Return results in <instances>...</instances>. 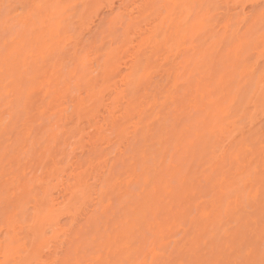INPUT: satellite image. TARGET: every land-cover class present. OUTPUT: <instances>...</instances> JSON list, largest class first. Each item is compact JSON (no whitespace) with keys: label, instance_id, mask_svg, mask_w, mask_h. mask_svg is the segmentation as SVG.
<instances>
[{"label":"rangeland","instance_id":"374dc122","mask_svg":"<svg viewBox=\"0 0 264 264\" xmlns=\"http://www.w3.org/2000/svg\"><path fill=\"white\" fill-rule=\"evenodd\" d=\"M25 1L0 0V259L5 258L3 245L10 232L5 215L8 200L14 202L21 221L32 219L39 200L42 212L55 209L52 218L41 220L46 225L40 228V236L33 232L29 238V243L39 242L35 258L40 260L63 256L78 233L110 236L123 249L116 258L148 261L178 256L180 247L193 237L205 235L218 242L236 223L231 211L238 195L243 202L247 184L245 163L235 159L234 149L248 138L258 140L264 127L258 109L254 118L245 112V90L260 74L259 50L254 51L251 65L229 60L238 27L236 12L229 20L224 10L206 9L207 16L215 17L211 24L192 20L183 25L171 13L165 28L178 27L179 32L173 33L171 27L167 42L140 47L138 40L145 37L146 29L161 21L152 18L150 25L142 21L127 28L128 16L137 18L141 0H125L120 9L122 0H112L115 15L109 11V0ZM28 2L103 7L76 10L74 15L83 14L84 19L74 18L68 31L61 25L65 17L58 13L54 21L28 19ZM239 19L243 22L242 14ZM6 35L17 37L25 46L21 51L28 53L26 64L16 61L20 66L15 72L25 88L16 92L13 85L10 96L5 89ZM139 51L142 66L134 78L147 64L150 70L135 92L128 86L119 88L128 71L126 62ZM110 54L118 64L111 66L115 73L108 80L102 70ZM122 90L125 95L119 97ZM128 104L133 108L127 109ZM109 112L115 115L116 125L110 122ZM6 130L12 136L11 146ZM9 161V173L20 180L6 184ZM258 165L257 155L254 166ZM248 187L257 195L258 177L254 187ZM80 189H85L83 194L77 192ZM246 212L258 222V198ZM258 231L257 227V237ZM161 237L163 256L156 255L149 243L156 238L155 247L160 248ZM49 239L50 253L43 247Z\"/></svg>","mask_w":264,"mask_h":264},{"label":"snow or ice","instance_id":"6c2138e0","mask_svg":"<svg viewBox=\"0 0 264 264\" xmlns=\"http://www.w3.org/2000/svg\"><path fill=\"white\" fill-rule=\"evenodd\" d=\"M31 9L28 19L45 21L48 19L56 20L57 13L65 19L61 20L62 27L70 31L71 21L75 18L83 20L81 14L76 17V10H95L103 5L100 4H63V3H43L37 2L28 5ZM138 7H150L161 10L171 11L179 18L181 25L195 20L198 23H212L215 19L213 16H207L205 10L221 9L225 11L229 20L233 19L231 13L236 12V23L238 27L234 29L233 39L230 44L229 60L234 64L237 61H242L244 64L251 65L254 62V51L259 50L261 57V67L258 80L253 78L249 81V87L245 91L248 96V103L245 105V112L250 113L254 118L257 109L260 115L264 118V0H259V3L245 5H205L188 2H175L166 4L138 5ZM5 8H11L10 5H5ZM241 9L243 12L241 13ZM69 11L73 12V16H68ZM243 16V22L239 17ZM67 21V22H66ZM259 25L257 30L256 25ZM7 26V25H6ZM25 46L20 43L17 37L5 39V78H6V95L13 94L12 86L15 85V91L20 92L25 88L23 79H16L15 72L21 64H26L28 53L22 52ZM234 51V57L232 55ZM76 53H73L75 56ZM252 72L254 74L255 68ZM241 89H237L240 91ZM5 135L9 142L12 143V136L5 131ZM235 159L245 163V172L247 176V184L244 186V198L241 202L239 195L237 196V205L233 209V215L236 217V223L231 230H226L217 242L215 237L207 238L205 235L193 237L187 241L179 249V254L176 257L171 255L163 259L153 258L151 261L146 259H131V258H116L120 256L123 249L116 247L110 236L100 234L78 233L71 239L66 252L63 256H58L55 260H40L35 258L38 249V241L29 238L33 232H38L42 227V222L39 219V214L33 215L32 219L25 218L23 221L19 219V214L16 211L14 202L11 200L5 203V215L9 223L13 226L19 224L20 227H13L9 236L4 241V256L0 260V264H264V127L261 128V133L258 138H248L241 141L234 149ZM259 157V165H255V160ZM8 153L6 152L5 159L7 160ZM11 165L9 161L5 165L4 178L5 182L9 180L16 182L20 177L9 173L8 168ZM259 179L260 191L257 195H253L248 185L254 187L256 179ZM85 195H89L85 193ZM257 198L260 204L259 220L247 214L246 210L251 209ZM231 208V204L229 205ZM258 227V237H257ZM27 233V235H26ZM47 235V234H46ZM156 248L157 239L150 240V246L153 247L156 255L163 256L164 248ZM52 246L51 239L43 244L44 248Z\"/></svg>","mask_w":264,"mask_h":264},{"label":"bare ground","instance_id":"6f19581e","mask_svg":"<svg viewBox=\"0 0 264 264\" xmlns=\"http://www.w3.org/2000/svg\"><path fill=\"white\" fill-rule=\"evenodd\" d=\"M24 1V0H23ZM26 1H28V0H26ZM25 1V2H26ZM31 1V0H30ZM38 1V0H37ZM94 1V0H93ZM124 1L125 0H122L121 1V5L120 6H118V8L120 9V8H123V4H124ZM165 1V0H164ZM159 2H160V0H141L140 1V4L139 5H152V4H159ZM175 2H188L187 0H173V2H171V3H175ZM162 3V2H161ZM188 3H190V2H188ZM165 4V3H164ZM28 5H31V3L30 2H28ZM108 7H109V11L111 12V14H113V15H115L114 13H115V11H116V7H115V2H113L112 0H109L108 1ZM27 10V9H26ZM25 10V11H26ZM136 10H137V18H131V16L129 15L128 17H129V20H127L128 21V29H131V28H134V27H137L139 24V22H142V21H145V22H143V23H147V25H150L151 23V19L152 18H154V19H157L158 18V20H159V18L161 19V21L158 23V24H156V25H154L153 27H151V28H147L146 30L147 31H145V33H146V35H145V37H140V40H138L139 41V43L137 44V45H140V47H141V45H148L147 43H152V44H149V45H155V47H157V46H159V45H162L163 43H165V42H167V40H168V38L171 36V35H169L170 33H169V29L172 27H170L168 30H166V28H165V24H166V20L168 19V17H169V15L172 13L171 11H168V10H164V13H161V9H155V8H150V7H136ZM30 11H31V9L30 8H28V14H30ZM175 15V14H174ZM121 16H123V14H121ZM164 16V17H163ZM161 17H163V18H161ZM177 17V16H176ZM122 18V17H121ZM140 20V21H139ZM138 24V25H137ZM179 24V23H178ZM174 25V24H173ZM177 25V24H176ZM176 25H174V26H176ZM173 28V27H172ZM173 33H178L179 31H178V27H174L173 28ZM172 33V34H173ZM77 54V53H76ZM140 54H141V52L139 51L138 53H136V55H134L132 58L133 59H131V61L130 62H126L127 63V73L125 74V76H124V82L119 86V88L121 87V86H128V88L129 89H134V92H135V90H137L138 89V87H139V85H140V83H141V81L143 80V78H144V76L147 74V72H148V70H150L149 69V65L147 64L144 68H142V72H141V75L140 76H138L137 74H136V79L134 78V73H138L139 71H140V69H141V57H140ZM75 56H77V55H75ZM108 56H109V54H108ZM112 55L110 54V57H111ZM83 57V56H82ZM108 58L107 57V59H106V63L107 62H109V68H108V66H105V65H108V63L106 64V63H104L103 65V67H104V69L102 70L103 71V74H105V72H106V74H105V76L107 75L108 76V80H109V77L113 74V73H115V71H113L112 70V67L111 66H115V63H117V61L116 60H114V58L116 57V56H114V58L113 57H111V58ZM84 58V57H83ZM80 60H81V58H80ZM84 60V59H83ZM83 60H82V62H83ZM78 61H79V59H78ZM83 63H85V62H83ZM86 63H88V62H86ZM81 65H82V63H80ZM118 64V63H117ZM141 65V66H140ZM117 66V65H116ZM85 68V67H84ZM108 68V69H107ZM105 69H107V70H105ZM114 69V68H113ZM115 70V69H114ZM105 78H107V77H105ZM107 80V79H106ZM108 80H107V83H108ZM90 81V80H89ZM104 83H105V80H104ZM89 84V83H88ZM106 84V83H105ZM89 86V85H88ZM90 87H91V85H90ZM125 90L123 91H120L119 92V94H121V96H119V97H124V95H125ZM135 94V93H134ZM95 95H97V92H95ZM94 95V96H95ZM83 105V104H82ZM80 107H82L81 106V104L79 105ZM134 106V105H133ZM79 107V108H80ZM84 107V106H83ZM103 108H105V106L103 107ZM133 107H132V105L131 104H128V107H127V109H132ZM44 109V108H43ZM83 110L84 109H86V108H82ZM82 109H80L79 110V114H81L82 112H83V110ZM91 110V109H90ZM93 110V109H92ZM86 110H84V112H85ZM45 112V111H44ZM81 112V113H80ZM90 112V111H89ZM111 115H110V118H111V120H110V122L111 123H115L116 121H117V119L115 118V115H113V113L112 112H109ZM42 114H44V113H42ZM85 114V113H84ZM88 116V115H87ZM94 121V123H95V119H93L92 121H90V123L91 122H93ZM92 124V123H91ZM96 125V124H95ZM115 125H116V123H115ZM114 125V126H115ZM118 127V126H117ZM119 129H120V127H119ZM119 129H118V131H119ZM81 186H83V187H85V189L86 188H88V186L87 185H81ZM85 189H80V190H78L77 192H81V194H83V191L85 190ZM255 194V193H254ZM255 196V195H254ZM53 202V201H52ZM22 203V202H21ZM51 204H53V203H51ZM229 205H230V203H228ZM37 206L35 207V213H38L39 214V219L40 220H42L43 222H46L49 218H52L51 216H53V213L55 212V211H53V210H55V209H50V210H47L46 209V211H44L43 210V212L41 211L42 209H41V207H43V204H41V201L39 200V201H37V204H36ZM228 205V206H229ZM232 205V204H231ZM51 206V205H50ZM228 206H226L227 208H228ZM52 207H53V205H52ZM56 207V206H55ZM233 208H235V207H233ZM229 209V208H228ZM230 210H231V208H230ZM230 210L227 212V214L226 215H228V214H230ZM232 213H233V210L231 211ZM44 213V215H41V214H43ZM231 213V214H232ZM42 216V217H41ZM52 220V219H51ZM41 221V222H42ZM8 222V221H7ZM9 223V222H8ZM44 224V223H43ZM45 225H46V223H45ZM45 225L44 226H42V228L43 227H45ZM9 226H10V230L13 228L12 227V225L9 223ZM44 230V229H43ZM34 234L36 235V237H39L40 236V234H41V230H39L38 232H34ZM39 235V236H38ZM1 241H0V248H1ZM49 248H51V247H49ZM48 248V249H49ZM47 249V248H46ZM46 252V251H45ZM46 253H48V252H46ZM49 253H50V249H49ZM0 255H1V250H0ZM2 257H4L3 255H2ZM155 258V257H154ZM1 260V259H0ZM151 261V260H150Z\"/></svg>","mask_w":264,"mask_h":264}]
</instances>
